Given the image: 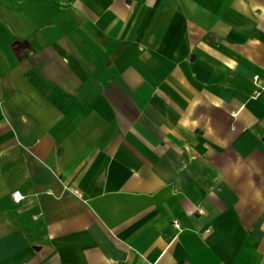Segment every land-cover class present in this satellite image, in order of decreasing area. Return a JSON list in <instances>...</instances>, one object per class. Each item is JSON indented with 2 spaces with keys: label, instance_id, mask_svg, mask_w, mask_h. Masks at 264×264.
<instances>
[{
  "label": "crops",
  "instance_id": "0c3cea01",
  "mask_svg": "<svg viewBox=\"0 0 264 264\" xmlns=\"http://www.w3.org/2000/svg\"><path fill=\"white\" fill-rule=\"evenodd\" d=\"M0 264H264V0H0Z\"/></svg>",
  "mask_w": 264,
  "mask_h": 264
},
{
  "label": "built area",
  "instance_id": "2783aa9c",
  "mask_svg": "<svg viewBox=\"0 0 264 264\" xmlns=\"http://www.w3.org/2000/svg\"><path fill=\"white\" fill-rule=\"evenodd\" d=\"M13 197L16 199V200H19L23 197V194L19 191V190H16L13 192ZM174 223L178 225V220H174Z\"/></svg>",
  "mask_w": 264,
  "mask_h": 264
},
{
  "label": "clouds",
  "instance_id": "9594fccd",
  "mask_svg": "<svg viewBox=\"0 0 264 264\" xmlns=\"http://www.w3.org/2000/svg\"><path fill=\"white\" fill-rule=\"evenodd\" d=\"M235 171H236V174L239 175V167H237V168L235 169ZM258 195H259V193H258Z\"/></svg>",
  "mask_w": 264,
  "mask_h": 264
},
{
  "label": "rangeland",
  "instance_id": "374dc122",
  "mask_svg": "<svg viewBox=\"0 0 264 264\" xmlns=\"http://www.w3.org/2000/svg\"><path fill=\"white\" fill-rule=\"evenodd\" d=\"M256 93H258V92H256Z\"/></svg>",
  "mask_w": 264,
  "mask_h": 264
}]
</instances>
